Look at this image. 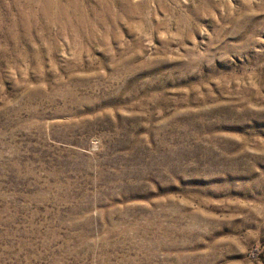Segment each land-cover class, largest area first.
Masks as SVG:
<instances>
[{
    "label": "rangeland",
    "instance_id": "374dc122",
    "mask_svg": "<svg viewBox=\"0 0 264 264\" xmlns=\"http://www.w3.org/2000/svg\"><path fill=\"white\" fill-rule=\"evenodd\" d=\"M0 264H264V0H0Z\"/></svg>",
    "mask_w": 264,
    "mask_h": 264
}]
</instances>
